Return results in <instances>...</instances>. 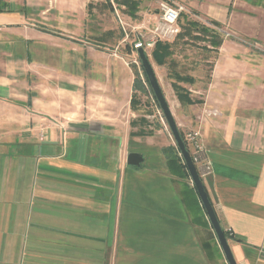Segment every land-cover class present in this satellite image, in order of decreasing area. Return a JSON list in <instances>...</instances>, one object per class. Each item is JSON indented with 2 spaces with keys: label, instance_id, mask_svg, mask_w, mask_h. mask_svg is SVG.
I'll return each mask as SVG.
<instances>
[{
  "label": "crops",
  "instance_id": "1",
  "mask_svg": "<svg viewBox=\"0 0 264 264\" xmlns=\"http://www.w3.org/2000/svg\"><path fill=\"white\" fill-rule=\"evenodd\" d=\"M205 1L198 8L212 22L264 39V0ZM31 7L0 0V264H214L202 246L200 197L171 163L168 133L132 136L134 72L84 73L41 91L31 47L59 34L26 28ZM236 9L263 19L252 26ZM66 12L69 32H81L87 17ZM196 46L174 44L166 63L150 61L179 131L201 133L212 164L202 182L235 237L237 263L264 264V51L231 38ZM130 153L143 156L139 167L128 165Z\"/></svg>",
  "mask_w": 264,
  "mask_h": 264
},
{
  "label": "rangeland",
  "instance_id": "2",
  "mask_svg": "<svg viewBox=\"0 0 264 264\" xmlns=\"http://www.w3.org/2000/svg\"><path fill=\"white\" fill-rule=\"evenodd\" d=\"M24 1L25 3L29 2L32 5L31 8H33L30 11V15H28L29 19L27 25H25L26 28L35 29L36 27H42L59 34L58 36L46 33L40 34L37 42H34L31 47L32 56L28 59V62L34 71V80L39 82L41 91L59 92L61 88H64L66 79L75 77V81L77 79V82H79L78 79L84 73H87L89 80H98L110 75H120L121 73L119 72H123L124 69L132 76L134 66L140 71L141 62L138 52L133 50V53H128L129 48L133 49L134 45L139 42V39L146 44L161 40L155 32L157 26L160 24L158 19H156L157 11H159V0H142L137 19L128 17L120 9H117L115 5V10L112 11L105 0ZM202 1H193L192 6L182 4L186 8V13L180 19V25L187 21H196L209 26L211 20L198 8L201 6L202 8H207L209 3L205 1L203 4L201 3ZM70 7L76 10L77 13L82 12L83 16L87 17L81 32H79V27H75V30L72 28L71 31L73 33L69 32L68 27L70 24L67 23L69 19L66 16V11ZM236 10L240 11L241 17L246 18L243 13L248 14L249 18L247 19L252 26L259 19H263L261 14L247 12L242 9ZM252 11H255L254 8ZM243 26L245 27V23L243 24L242 22ZM227 32L230 36L226 37L224 35V39L231 38L256 51L259 49L260 51H264V43L261 41V39H264L261 35L257 36L255 32L243 33V30H231ZM175 39H170L167 42H173ZM75 40L82 41V43L76 44ZM188 43L197 45L196 47L208 45L207 42L196 40H190ZM176 44L181 46L185 42L179 41ZM144 47V50L152 61L151 52L153 48L146 45ZM7 51L11 55H14L16 52H14V49H8ZM185 54L188 55V53ZM139 98L141 106L137 110L139 114L137 121L146 120L147 122L144 125L139 122L138 130H142L150 135L155 130L161 129L166 131L168 139L172 141V144L174 143L173 146L168 147L169 158H179L183 163L184 161L174 142L168 124L162 111L154 102L152 93L145 91L139 94ZM150 125L153 127H150ZM185 178L189 186L194 189L190 176L188 175ZM198 220L201 227L202 246L209 255L211 262L214 264H228L202 204L201 211L198 213Z\"/></svg>",
  "mask_w": 264,
  "mask_h": 264
},
{
  "label": "trees",
  "instance_id": "3",
  "mask_svg": "<svg viewBox=\"0 0 264 264\" xmlns=\"http://www.w3.org/2000/svg\"><path fill=\"white\" fill-rule=\"evenodd\" d=\"M114 2L120 9L121 8L123 9V7H124V10H123L124 14L130 16L133 19L137 18V13L140 10L141 0H114ZM109 3L111 5V9L114 10L113 5H112L110 0H109ZM182 17H184V15H182ZM211 23H213L217 27H221L218 23H215V22H211ZM180 26H181L182 31L179 34V36L176 37V39L173 43H169V42L161 41V40H158L155 43L151 57H152V59H154V61L157 64L160 65L164 62L165 63L167 62L168 58L171 56L170 53L172 50V46L179 41H183L187 44H190V43H188V41H190V40L203 41V42H207L208 44H210L211 46H213L215 48H219V47L221 48V45L223 44V41H224L223 35L221 33H219L218 31L209 28L208 26H206L204 24L198 23L196 21H187L186 23H183ZM123 38H124V36H123ZM185 40H187V41H185ZM132 50L136 51L135 48H133ZM140 71H141V73H140ZM140 71L137 69L136 66H134L133 72L135 75V84H134L135 93H134V95L132 97V101H131L132 109L134 111H137L140 108L141 101L139 98V94L143 93L145 91H149L150 93H152L153 100L156 103V105L158 106V108L160 109V106H159L158 101L156 100V97L154 96V93L150 87V84L148 81L149 79L147 78V76L145 74V71L142 67V64L140 66ZM173 88L175 89L176 95L181 102L185 101L186 104H192L193 103L189 97V92L187 90H185L184 88L180 87L177 84H173ZM139 122L140 121L133 122L132 126L133 127L138 126ZM146 122H147L146 120H141L140 123L142 125H144V124H146ZM141 135L145 136V135H149V133L147 134L142 130H138L137 132L132 134V136H141ZM181 136H182L184 142L186 143L185 136L183 135V133L181 134ZM171 163L173 165H175V168H177V170L179 172L181 171L182 173H184L185 177H187L189 175L185 163L184 162L182 163L179 158H172ZM194 189H196V188H194ZM223 231L226 235V238L229 240V242L235 240L234 235L231 234L230 232H228V230L226 228H223ZM205 249H206V247H205Z\"/></svg>",
  "mask_w": 264,
  "mask_h": 264
},
{
  "label": "water",
  "instance_id": "4",
  "mask_svg": "<svg viewBox=\"0 0 264 264\" xmlns=\"http://www.w3.org/2000/svg\"><path fill=\"white\" fill-rule=\"evenodd\" d=\"M138 56L141 61L142 67L145 71V74L147 78L149 79L150 87L154 93V96L156 97V100L158 101V104L160 106V110L162 111V114L168 124V127L170 129L171 135L174 139V142L176 146L178 147V150L183 158V161L186 165L187 171L189 173L190 179L193 182L194 188L197 191L202 206L208 215V218L210 220V223L212 225V228L214 230V233L218 239V243L223 251V254L225 256V259L228 264H238L233 251L230 246L229 240L226 238V235L223 231V227L218 219V216L215 212V209L213 207L212 201L210 200L208 193L203 185L202 179L199 175V172L193 162V159L191 157L190 152L187 149L186 143L184 142L179 128L177 126V123L173 117L172 111L170 109V106L167 102V99L164 95V92L160 86V83L158 81V78L156 76V73L154 71V68L152 66V63L147 56V53L144 49L138 50ZM143 156L139 153H130L128 155V165L133 167H139L143 162Z\"/></svg>",
  "mask_w": 264,
  "mask_h": 264
},
{
  "label": "built area",
  "instance_id": "5",
  "mask_svg": "<svg viewBox=\"0 0 264 264\" xmlns=\"http://www.w3.org/2000/svg\"><path fill=\"white\" fill-rule=\"evenodd\" d=\"M186 13V8L184 5L178 3L175 0H159V11H158V21L160 24L156 28V34L161 39V41H168L174 39L181 33L180 19L182 15ZM212 22V21H211ZM206 26L218 31L219 33L229 37V33L220 27L215 26L211 23ZM155 42L144 43L141 39L134 45L135 50L138 52L139 49H145V45L148 47H154ZM163 120V118H162ZM186 146L190 148V154L193 162L202 178L212 174V164L206 156V150L202 140L201 133L199 131H192L185 135ZM181 155V154H180ZM182 157V156H181ZM183 159V158H182ZM192 186L193 182L191 181ZM231 234L232 231L228 229Z\"/></svg>",
  "mask_w": 264,
  "mask_h": 264
}]
</instances>
